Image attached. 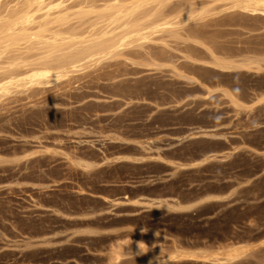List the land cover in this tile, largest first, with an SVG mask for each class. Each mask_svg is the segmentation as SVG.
I'll use <instances>...</instances> for the list:
<instances>
[{
    "label": "rangeland",
    "instance_id": "374dc122",
    "mask_svg": "<svg viewBox=\"0 0 264 264\" xmlns=\"http://www.w3.org/2000/svg\"><path fill=\"white\" fill-rule=\"evenodd\" d=\"M170 1V30L0 100V264H264V12Z\"/></svg>",
    "mask_w": 264,
    "mask_h": 264
},
{
    "label": "bare ground",
    "instance_id": "6f19581e",
    "mask_svg": "<svg viewBox=\"0 0 264 264\" xmlns=\"http://www.w3.org/2000/svg\"><path fill=\"white\" fill-rule=\"evenodd\" d=\"M63 2L23 0L6 9L0 7V100L33 84L54 82L113 57L125 47L151 39L154 30L145 31L149 25L163 26L164 30L165 26L167 29L175 24L164 13L170 0L136 1L130 10H126L127 5L121 6L126 3L112 4L108 11L81 8L62 11ZM146 3L156 6L152 11L155 18H149L151 24L149 19L143 21L136 16ZM234 5L247 11L264 12V0H236ZM217 64L260 67L254 59L239 64L232 61Z\"/></svg>",
    "mask_w": 264,
    "mask_h": 264
},
{
    "label": "crops",
    "instance_id": "0c3cea01",
    "mask_svg": "<svg viewBox=\"0 0 264 264\" xmlns=\"http://www.w3.org/2000/svg\"><path fill=\"white\" fill-rule=\"evenodd\" d=\"M221 150V149H220Z\"/></svg>",
    "mask_w": 264,
    "mask_h": 264
}]
</instances>
